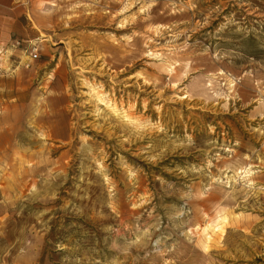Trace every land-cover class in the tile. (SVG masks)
Returning <instances> with one entry per match:
<instances>
[{
  "label": "rangeland",
  "instance_id": "374dc122",
  "mask_svg": "<svg viewBox=\"0 0 264 264\" xmlns=\"http://www.w3.org/2000/svg\"><path fill=\"white\" fill-rule=\"evenodd\" d=\"M0 264H264V0L5 9Z\"/></svg>",
  "mask_w": 264,
  "mask_h": 264
},
{
  "label": "crops",
  "instance_id": "0c3cea01",
  "mask_svg": "<svg viewBox=\"0 0 264 264\" xmlns=\"http://www.w3.org/2000/svg\"><path fill=\"white\" fill-rule=\"evenodd\" d=\"M15 5H16V0H0V14H4V10L7 8L9 10H14Z\"/></svg>",
  "mask_w": 264,
  "mask_h": 264
},
{
  "label": "built area",
  "instance_id": "2783aa9c",
  "mask_svg": "<svg viewBox=\"0 0 264 264\" xmlns=\"http://www.w3.org/2000/svg\"><path fill=\"white\" fill-rule=\"evenodd\" d=\"M33 58H34V59H37V58H38V55H37V54H35V55L33 56Z\"/></svg>",
  "mask_w": 264,
  "mask_h": 264
}]
</instances>
